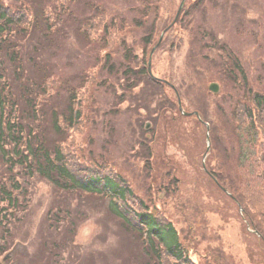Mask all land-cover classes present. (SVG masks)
<instances>
[{
	"label": "trees",
	"instance_id": "16d2710c",
	"mask_svg": "<svg viewBox=\"0 0 264 264\" xmlns=\"http://www.w3.org/2000/svg\"><path fill=\"white\" fill-rule=\"evenodd\" d=\"M160 2L161 0H0V152H3L4 163L8 159V166H18L27 179L38 173L53 182L59 187L55 191L59 199V196H64L61 188L66 192L78 190L75 200L79 204L97 201V206H101L107 201L112 217H117L123 231L134 238L136 255L141 264H199L193 259L192 251L199 243L198 233L203 223H206V213L215 210L219 213L218 210H225L228 204L223 198L227 197L224 191L210 178L213 184L208 186L206 177L209 173L198 171V153L192 152L193 146L185 149L196 160L193 161L208 194L213 196L210 190H214L223 197L218 194L216 204L212 200L200 202L198 207L201 214H194V218L189 212L183 213L185 207L182 206L181 214L183 213V219L188 225L186 229L182 226L178 228L175 220L158 206L156 191L163 187L160 183L168 179L170 186L171 183L173 187L176 184L175 189L180 191L181 185L177 183L182 182V171L178 170L177 162L163 150L160 155L155 154L157 147L154 149L153 143L162 139L164 146L166 141L159 136L160 130L152 137V142H139L140 148L141 145L145 147L142 153L145 156L143 165L149 178L145 188L149 200H146L145 196L139 197L135 183L122 173L110 153L98 152V134L101 136L106 128L109 129V124H105L104 120L111 123L106 116L113 109H104L97 99L88 104L89 88L97 84L108 91V80L114 82L118 79L121 85L129 88L132 95L137 88L141 91H153L165 86L150 76L147 66L140 64L136 46L129 45L123 38L126 32L123 26L128 25L131 29L136 26L145 31L142 40L149 46L155 32V20L152 31L146 25L151 13L154 12L156 19ZM125 6L129 11L124 13ZM80 7L83 10L81 13ZM118 19L121 25L117 27ZM63 24L66 25V31L63 30ZM72 27L88 49L84 52L85 60L81 61V68L69 72L68 66L72 68L74 63H63L62 53L72 55L71 51L76 45L69 36ZM35 37L40 40L35 41ZM120 39L122 42L118 45L117 41ZM116 45L121 51L111 50ZM94 48L98 53L97 58L92 60L89 54ZM47 52L53 58L50 63L42 61ZM116 56L123 59L119 63H113L112 58ZM93 71L94 76L91 73ZM104 73L107 74V79L103 78ZM243 81L247 85L248 77L245 76ZM118 84L114 82L115 86ZM121 96L125 97V94L116 96L113 107L117 108V104L124 101ZM165 98V103L169 104L170 98ZM228 101L229 107L234 108V113H231L229 120L224 117L221 125L230 127V121L238 132L236 188L238 184L239 188L236 196L244 207L243 219L246 224L261 236L248 229L247 233L258 238L261 243L264 242V211L258 215L255 213L259 210L258 204H264V88L261 85L256 88L254 83H248L243 95H233ZM160 118L163 124L164 118ZM197 121L201 127L200 120ZM201 129L205 131L206 126L203 124ZM176 134L180 136H174L173 140L178 139L180 145L189 144L190 137L187 141L180 140L188 136L186 133ZM79 138L82 139L80 144L77 142ZM194 140L191 136L190 141L193 143ZM103 149L110 151L106 144ZM219 154H223L226 164L229 159L226 149H221ZM199 156L202 157V154ZM210 171L215 172L222 180L229 177L227 168L224 170L210 166ZM216 171L222 172L219 174ZM21 189L22 185L18 191ZM169 190L168 192L173 191ZM5 191L3 188L1 193ZM198 191L197 195H204V192ZM91 195H96V198ZM5 200L14 209L27 210L26 206L20 207L22 200L18 195L13 197L9 194ZM222 203L225 204L224 207ZM6 210L5 204L0 206V226L3 229L0 234V259L4 254L5 259L9 257L10 246L5 243L8 244V239L13 240L10 223L4 222L12 213L8 214ZM52 213V216H58L60 209ZM56 220V223L60 222L58 218ZM57 245L56 242L53 243L56 248ZM262 252L264 255V251ZM196 253L198 252L194 251L193 254ZM224 255L223 250L209 249L205 254H199L200 264H236L228 262ZM262 258L264 257H256L252 251L249 262L264 264Z\"/></svg>",
	"mask_w": 264,
	"mask_h": 264
},
{
	"label": "rangeland",
	"instance_id": "374dc122",
	"mask_svg": "<svg viewBox=\"0 0 264 264\" xmlns=\"http://www.w3.org/2000/svg\"><path fill=\"white\" fill-rule=\"evenodd\" d=\"M182 2L184 4L183 13L178 22L181 21L174 26L173 23ZM193 3L194 0H161L156 19L154 12L151 13L146 25L148 28L151 27L152 31L153 21L157 23L152 43L149 46L145 45V40H142L145 37L143 29L136 26L135 29H131L128 25L125 27L126 32L123 38L129 45H132L134 36L137 35L140 39L138 42L140 47H137L136 51L140 55V64L146 66L151 59V52L154 51L152 55L153 73L166 80L167 84L153 91L146 89L141 92L140 88H137L133 95L128 91V87L120 84L118 79L114 81L119 83L116 86L113 81H107L110 85L108 91L97 84L89 88L90 101L88 104L97 99L104 109H113L106 116L110 118L111 123L104 120L105 124H109L110 132L106 128V132L101 136L98 134V152L103 154L109 152L122 173L135 183L139 197L145 196V199L149 200L147 189H145L149 178H147V171L143 165L145 156L142 154L145 147L141 145L140 148L139 142L144 144L152 142V137H155L160 130L159 136L165 138L166 141H164V146H162V139H159L156 144L153 143L154 149L157 147L155 154L160 155L163 150L166 155L177 162L178 170L182 171L180 174L182 182L177 183L181 185L180 191L175 189V183V187L171 182L170 186L168 179L160 183L163 184L165 190L172 189L173 191L171 190L172 192L159 199L158 206L166 215L175 220L179 228L184 227L185 229L188 224L184 220L183 213L189 212L194 218V214L195 216L201 214L198 207L200 202L212 200L216 204L218 196H221L214 190H210L213 196L208 194V189L201 182L197 172L194 163L196 160L193 159L192 153L185 149L193 146L192 152L202 154V157L196 156L200 169L198 171L201 173L205 170L204 162L209 168L210 166L224 170L227 168L229 179L226 176L222 180L217 176L221 179V182L217 179V183L211 174L206 177L209 181L208 186L213 184L210 178L218 188L223 187L227 190L225 192L221 188L227 196L221 197L225 198L228 205L225 210H218L219 213H216V210L206 213V223H203L199 229L198 238L200 239L194 251L205 254L207 250L215 248V250H223L228 262L260 264L256 261L250 263L249 255L254 251L256 257H264L262 252L264 242L259 243L258 238L247 233L248 224L240 215L239 207H237L239 205L233 200L240 203L236 196L239 188V184L236 188L238 183L236 135L238 132L230 121V127H223L221 124L224 117L227 120L231 119L234 108L229 107L228 100L236 95L240 88L235 79L232 80V74L228 72L232 69V64L238 63L242 66L248 73L250 84H264V0H197L198 5L195 9L186 10L187 5ZM117 42L120 45L122 40ZM118 45L111 50L121 51ZM97 53L96 49L89 54V57L95 60ZM71 54L62 53V62L67 63L70 57L75 56V58L72 57L75 69H80L81 63L85 60V57L80 56L83 53L72 49ZM44 59L48 62L53 61L49 53H46ZM122 59L116 56L112 58V61L119 63ZM75 69H68V71L74 72ZM91 73L94 76V71ZM103 78L107 79L106 73L103 74ZM214 83L220 86L218 93L210 89ZM118 94H125V97L121 96V98L129 99V105L126 101H122L117 104L118 109L113 107ZM167 96L171 98L169 104L165 103ZM194 112L206 116L210 122L213 121L215 141L213 140L210 150L207 149L206 130L201 129L203 127L201 121V127L198 125L197 119L199 118ZM160 117L164 118L163 124ZM148 123L150 126L146 128ZM92 132H94L93 129ZM99 132L101 133V130H98ZM178 132L188 135L186 138H180L181 141H187L189 137L191 140L193 136L194 142L189 140V144L180 145L178 139H172L174 136H180L176 134ZM81 141L82 139L79 138L77 142L80 144ZM105 144L110 151L103 149ZM221 149H226L229 156L226 164L223 154H219ZM204 154H207V158ZM158 159L156 156V160ZM216 172L221 174L222 171ZM38 181L36 178L31 180V186L28 188L31 214L27 217L26 225L19 230L20 234H25L26 240L31 239L30 246L34 258L35 253H38L43 246L42 234L39 232V223L42 218L39 214L54 200L47 186ZM158 189L162 192L163 187ZM198 190L204 192V195H197ZM230 195L233 199L228 197ZM76 205L77 203H74L70 209L79 208L78 213L81 215L76 221L75 234L70 236L68 249L71 250L66 254L63 264H75L77 260L80 261L79 264H139L131 258V250H129L131 240L114 227V222L103 213V210L93 203L82 204L79 207H75ZM182 206L185 209L181 214ZM222 206L224 207L225 204L222 203ZM258 208L255 215L264 211V204H258ZM29 225H31V230L26 235ZM90 225L93 226V233H90L89 228L85 230V233H90L91 236L79 238L82 229ZM255 234L261 236L258 233Z\"/></svg>",
	"mask_w": 264,
	"mask_h": 264
},
{
	"label": "water",
	"instance_id": "95a60500",
	"mask_svg": "<svg viewBox=\"0 0 264 264\" xmlns=\"http://www.w3.org/2000/svg\"><path fill=\"white\" fill-rule=\"evenodd\" d=\"M149 70L151 71V68H149ZM210 89L214 93H218L220 91V86L218 84L214 83L213 85H211Z\"/></svg>",
	"mask_w": 264,
	"mask_h": 264
}]
</instances>
